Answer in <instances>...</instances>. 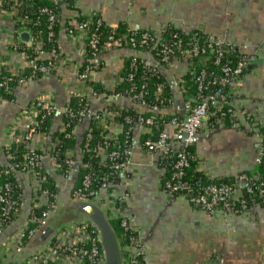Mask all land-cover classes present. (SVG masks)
I'll list each match as a JSON object with an SVG mask.
<instances>
[{"label":"crops","instance_id":"crops-1","mask_svg":"<svg viewBox=\"0 0 264 264\" xmlns=\"http://www.w3.org/2000/svg\"><path fill=\"white\" fill-rule=\"evenodd\" d=\"M74 3L73 7L57 3L61 10L60 24L64 25L73 9L78 13L100 14L114 29L125 25L151 29L158 34L169 23L185 30L199 28L252 56L244 74L231 84L237 94L230 101L231 107L235 119H238L237 124L244 126L214 124L217 126L212 128L204 122L195 143V157L197 168L209 177L232 176L241 170L256 167L257 136L250 131V124L251 120L264 124V0H74ZM3 22L0 20V51L5 48L8 32L13 28L10 19L6 18ZM242 44L247 46L244 48ZM57 46L59 50L53 71L37 79L17 83L13 100L0 102V164L6 163V134L18 108L44 90L53 92L55 110L51 118V130H55L61 122L69 98V86H79L89 93V112L75 129L78 138L89 123V113L106 102L138 107L127 95H93L91 87L80 85L76 69L89 58L76 36L60 29ZM132 53L149 62L154 60L147 49L133 50L127 45L109 47L90 59L99 64L93 72L96 82L111 89L118 78L117 73L124 57ZM25 66L22 55L13 51L6 56L4 68L0 69L16 74ZM160 69L169 82L172 101L181 102L182 91L178 79L187 70V59L174 57L168 66H161ZM164 111L173 113V108L167 107ZM248 115L251 119H248ZM166 129L170 134L174 133L173 126L168 125ZM143 131L148 130L138 124L133 125L129 165L118 177L120 189L127 194L120 211L113 196L102 195L97 202L110 216L115 217L120 212L130 219L143 244L145 263L264 264V207L254 205L249 209L248 216L232 212L210 214L186 196L166 191L161 186L163 168L156 163V150L152 147L145 149L140 144L139 135ZM35 139L47 147L51 135L39 133ZM44 165L58 188V209L63 206L67 210V204L72 200L70 190L75 183V174L64 176L47 161ZM15 176L22 186L25 202L14 222L0 233V242L25 222L34 203L29 178L21 171H17ZM46 200V196L39 195L35 204H44ZM58 209L49 216L53 215L63 225L71 222L68 211L63 217V210ZM48 240L33 248L28 246L27 241L22 250L12 251L4 260L9 264H20L34 248L46 244Z\"/></svg>","mask_w":264,"mask_h":264},{"label":"built area","instance_id":"built-area-1","mask_svg":"<svg viewBox=\"0 0 264 264\" xmlns=\"http://www.w3.org/2000/svg\"><path fill=\"white\" fill-rule=\"evenodd\" d=\"M53 1L55 3L62 2L69 7L75 4L74 0ZM26 2V0H8L7 5H4L5 0H0V20L5 22L6 18H8L13 22V28L8 32L5 48L0 51V67L4 68L6 56L9 55L10 52L16 51L18 54L22 55L26 61V65L31 68L30 76H19L17 83L31 79L36 72L43 75L53 71L55 69L56 57L58 54V51H56L55 48L44 49L41 45V35L34 34L28 26L29 19L26 14L21 12V6ZM43 12L46 13L48 20L50 21L47 25V28H49L47 37L49 38L53 34V30L51 29L52 21L56 19V14L52 8L49 7H44ZM90 21H93V27H90ZM101 25H107V23L100 14L95 12L78 13L73 9L71 16H69L64 25L59 24L58 31L63 29L69 35L76 36L82 50L85 53L91 52V57L94 59L101 51H97V29ZM131 29L134 31L137 30V28ZM21 30H27L29 32L28 40H20L19 32ZM160 33L156 34L154 32L149 34L147 32H141L139 38L130 34L129 30H126L117 37L109 34L105 49L115 45H127L131 49L137 50V44H148L153 52H155V57L153 56L154 60L152 62L143 58V64L150 66L153 69H155V67L152 66L153 64H158L159 68H161V66H168L172 59L176 57L173 52V47L176 46L179 48L180 43L177 40H172V38L164 40L162 36H160ZM15 44H17V46ZM84 44L89 46V51H87L88 48L85 49ZM231 45L234 44L224 42L223 40L210 35L209 43L206 47L203 46L199 48L197 44H194L190 45V47L181 48L179 53L181 57L188 58L186 72L194 75L195 79L201 84L205 70L202 67L197 71V65L205 63L204 60L207 58V55L199 56L198 53H204L207 50L213 52L214 61L217 63L223 52L228 50ZM11 46L14 47L12 48ZM246 46V44H242V47L245 48ZM28 48L34 53L33 58H30V55L26 53L25 50ZM134 55L137 54L132 53V57ZM252 58V56L245 54L238 59L235 65H223L222 71L224 72V75L220 78V82L232 84L235 80L239 79V74L243 67L250 63ZM81 64H79L76 69L78 81L82 86L91 87L87 83V79L93 80L94 82L97 81L95 77H93V72L98 65L94 61H89V63L81 70ZM127 76L129 79L132 74L127 73ZM7 78L10 79V77ZM178 82L182 91L181 102H173L172 96H170L166 105L163 104L162 107L148 106L146 100L143 98L142 88L144 85H142L140 89H137L135 85H131L129 87L131 93L127 96L133 101L137 100V102L134 101L138 106L135 108L139 111L136 115L131 116L127 114L122 120H119L116 117L121 113L124 105L117 104L114 107H109L108 104L111 103L110 101L89 113V123L93 118L96 126L100 129L99 132L102 137V143L93 148L94 152L99 156L100 162L104 163L109 160L108 166L110 171L117 174L115 179L107 174L98 177L96 174L85 173L78 182V169L83 152L81 147H68L61 151L63 154V163L65 164L62 169V164L57 162V154L60 152L57 147L59 141L51 137L47 147H43L36 141L35 136L37 134L43 133L44 136L50 134L38 130L35 123L38 115L43 111L50 112L55 110L53 104V92L51 90L40 92L27 104L18 108L14 118L8 126L4 144V148L7 150V152H5L6 163L0 168V176L8 175L9 172H12V174L17 171L24 173L30 180L34 203L32 202L33 204L30 207L25 222L12 230L7 239L0 242V261L5 262V256H9L12 251L22 250L30 236H32L40 224L58 209L59 205L56 200L58 190L53 191L45 185L48 176L51 178V175L47 172V167L44 165L45 161H47L53 169L60 171L64 176L75 174V183L70 190L72 199L80 198L100 201L102 195H110L114 197L115 204L119 209L118 211H120L127 194L123 189H120L121 185L118 182V177L119 174L126 171L129 165V149L133 141V125L138 124L141 128L150 130L151 125L155 123L154 119L157 113H159L158 116L161 117L163 114H170L164 111L167 107L173 108L172 114L174 115L166 119L164 127L159 132L156 140H146L144 144L149 145L156 150V163L161 167L163 166L159 161L162 162L165 159L174 157L173 161L168 162L171 164L172 175L169 179L164 181L162 188L171 193L178 192V190H185V192L178 194L186 196L189 186L187 185L186 180H182V168L188 165L189 153L186 152L183 147L197 142L200 137L201 126L204 122H207L212 114L210 105L212 104L213 106L220 108L223 105V98L222 96L215 97L214 94H210L205 98L196 99V97L189 92L187 81L184 76L179 77ZM0 87H3L4 90H8L9 86L7 80H1ZM160 88L161 86L159 85L157 89L158 93L160 92ZM68 92L69 98L73 95H79L84 96L87 100L85 109L81 111V122L83 117L89 112V93L82 90L79 86H69ZM92 94L108 96L110 94L118 95L122 93L118 91L110 93L105 91L95 92L92 90ZM2 100L8 99L0 97V102ZM68 100L62 112L61 122L56 129L64 130L68 125L63 118ZM193 100L197 101L193 103ZM144 110L151 112L149 114L141 113V111ZM227 110L229 112V122H231V124H236L233 108L228 107ZM89 123L84 129L87 130L85 136H90L91 127L89 126ZM226 123L227 119L223 113H221L216 117L214 124H221L224 126ZM168 125L173 126V134H170L166 129V126ZM76 126L73 127L71 131H67L65 135L71 133L76 135ZM81 134L79 138L76 135L78 141L81 138ZM121 134L126 136L125 147L119 146V136ZM255 135L258 137L257 133H255ZM12 143H23L26 148L22 153V158L19 160V164L13 161L14 155L10 152ZM258 147L259 145H257L255 156L256 167L258 163H260L261 154H264V146L259 149ZM157 158L160 160L157 161ZM256 167L250 170L251 172L244 171L236 174L235 178L228 182H209L204 187V191L199 193L196 197L198 205L210 214L216 212H232L248 216L250 207L245 197L246 193L256 194L262 201H264V177L262 173L258 172ZM95 178L99 179L97 183L98 185L92 187L91 182L92 179ZM15 183L20 185L18 182ZM17 184H15L16 187ZM1 185L0 233L14 222L25 202L21 185L17 197L15 198L9 193L11 191V182L9 180H5ZM39 195L46 196L47 200L44 204L36 205L35 200L37 201ZM37 208H39V211L35 210ZM10 215L12 217L14 216L13 219H9ZM116 217L120 219V225L123 228V233L120 236L118 235L123 251L121 264H146L143 254V244L139 240L137 229L131 224L130 219L125 215L120 214V212L117 213ZM126 233H128L126 237L127 239H124V234ZM104 261L105 259L95 225L88 219H79L77 221H71L55 230L46 244L34 248L28 255V258L20 264H104Z\"/></svg>","mask_w":264,"mask_h":264},{"label":"trees","instance_id":"trees-1","mask_svg":"<svg viewBox=\"0 0 264 264\" xmlns=\"http://www.w3.org/2000/svg\"><path fill=\"white\" fill-rule=\"evenodd\" d=\"M27 2L21 6V12L23 14H26L29 21L28 26L31 28L32 32L34 34L41 35V45L44 49H51L55 48L56 51H58L57 46V33L58 28L61 20V10L57 3H55L53 0H26ZM8 0H5L4 5H7ZM44 7L52 8V10L56 14V19L52 21V30L53 34L51 37H47V32L49 28H47L48 23L50 21L48 20V17L45 12H43ZM94 26L93 21H90V27ZM126 30H129L130 34H133L136 36V38H139L141 32H147L149 34L154 33L151 29H144V28H137V30H132L130 27L125 25H120L117 28H113L110 25H101L98 29V43H97V51L106 50L105 45L106 41L108 39L109 34H112L113 36L117 37L121 33L125 32ZM162 38L164 40H169L172 38V40H177L180 43V47L177 48L176 46L173 47V52L175 53L176 57H181L179 50L183 47H190V45L197 44L199 48L203 46H207L209 43L210 35L203 30L199 28H193L190 30H185L181 27L173 26L169 23H166L163 26V29L160 33ZM17 46V44H15ZM138 49H147L150 50L152 55L155 57V52H153L152 48L148 44H137L136 45ZM12 48L14 46H11ZM85 49L87 51L90 50L89 46L87 44H84ZM20 49V48H19ZM26 53L30 55V58H33L34 53L30 50V48L25 50ZM86 57L92 59L91 52L85 53ZM200 56L207 55V58L204 60L205 63L201 65H197V71L200 70V68H204L205 74L202 79V83L199 84V82L195 79V76L192 74H189L185 72L183 74L184 78L187 81V87L190 93H192L196 99L205 98L210 94H214L215 97H221L223 98V105L220 108H217L210 105V109L212 111V114L210 118L207 120V123L209 127L214 128L217 125H214L216 121V117L223 113V115L227 119V123L225 126H231L236 125L238 123V119L236 121V124H231L229 122V112L228 107H231V99H233L237 94H235L232 86L230 83H222L220 82V78L224 75V72L222 71V66L225 64L229 65H235L238 59L245 55L244 52H241L238 50V47H235L234 45L229 46L228 50L224 51L223 54L220 57L219 62L214 61V54L213 52L207 50L204 53H198ZM157 59V56H156ZM188 59V58H186ZM89 61H85L81 64V70L89 63ZM159 61V60H158ZM92 62V61H91ZM144 60L143 57L139 55H134L132 57V54H128L124 57L122 66L119 69L117 75L118 78L114 82L113 87L111 89L104 88L99 83L94 82L93 80L87 79V83L91 86L92 90L95 92L97 91H105V92H121L122 94L128 95L130 92L129 87L131 85H135L137 89H140L142 85L144 87L143 90V98L146 100V104L148 106H158L162 107L163 104L166 105L168 102V99L170 96H172L171 89L169 82L164 76L163 72L159 68L158 64H153L152 66L155 67L153 69L150 66L143 64ZM99 66V64H98ZM247 65H245L240 72L239 76H242L245 72ZM127 73H131V78L128 79ZM21 74V75H20ZM31 74V68L30 66L26 65L22 71H19L18 73L14 74L11 73L8 70L0 69V81L5 79L7 80V84L9 86L8 90H4L3 87H0V97L5 99H13L15 97L14 95V87L18 82L19 76H30ZM41 73L36 72L35 75L32 76L31 79H37L41 76ZM7 77H10L8 79ZM161 86L160 92H157L158 86ZM137 102V100H134ZM197 100H193L192 102L195 103ZM86 98L84 96L79 95H73L69 98L66 109H65V115H63V118L65 119V122L68 123L66 128L64 130L55 129L51 130V118L54 114V111L45 112L43 111L40 115L37 117L36 121V128L40 131H44L46 133H50L51 137L55 140L59 141L58 148L59 151L57 154V162L62 164V169L64 168L65 164L63 163V154L61 153L62 150L68 147H76L79 146L83 149L82 156L80 158V166L78 169V177L77 181L79 182L82 176L85 173H92L99 176H102L103 174H107L108 176L115 179L117 177L116 173H113L110 171L109 168V160L106 162H100L99 156L94 152V147L98 144L102 143V137L100 136V129L96 126L94 119L92 118L90 120L89 126L91 127L90 136H85L86 131L84 130L81 134L80 140L77 142V137L75 134L71 133L69 135H65L67 131H71L73 127H75L82 118V110L86 107ZM115 103H109V107H114ZM232 108V107H231ZM139 111L134 106H123L121 113L116 117L119 120H122L123 117L127 114L133 116L136 115ZM151 111L144 110L141 111V113L149 114ZM159 113L155 115V123H153L150 127V130L143 131L140 133V144L145 148H149V145H145L144 142L146 140H156L158 138L159 132L164 127V122L167 118L171 117L172 113L163 114L162 117L158 116ZM248 119H251L250 116H248ZM251 127L250 131L255 135V133L258 134L257 137V145H259L258 149L264 146V124H261L259 122H254L251 120ZM243 124H237V126H241ZM244 126V125H243ZM126 145V136L124 134H121L119 136V146L125 147ZM183 149L189 153L188 156V165L184 166L183 174H182V180H186L187 185L189 186V190L186 194V197L194 204H198L196 197L199 195V193L204 191V187L209 182H228L233 180L235 178L236 174L240 172H251L250 169H244L239 171L238 173L232 175V176H225V177H209L207 174L204 173L202 169L197 168L196 166V157H195V143L194 144H188L183 147ZM26 150L23 143H12L10 152L14 155L13 161L19 164V160L22 158V153ZM7 152V150L4 148V153ZM160 160L157 158V161ZM166 160V161H165ZM162 162L159 161V163L163 166V174L161 179V186L163 187L164 181L166 179H169L172 175V169L171 164L168 162H171L174 160V157H171L170 159H165ZM158 165V164H157ZM160 166V165H159ZM3 167V164H0V168ZM161 167V166H160ZM258 172L262 173L264 177V154H261L260 156V163H258L257 167ZM252 170V169H251ZM9 180L11 182V191L9 192L13 198L17 197L18 191L20 190V182L15 176V172L12 174V172H9L8 175H2L0 176V187L1 184L5 181ZM99 179L95 178L92 179L91 186L95 187L98 184ZM18 182L20 185H18ZM17 184V187L16 185ZM46 186H48L51 190L56 191L58 188L56 187V184L53 182L52 178L48 176L47 182L45 183ZM181 192H185V190H178V192H173L174 194H178ZM246 199L249 207H253L254 205H259L261 207H264V201L259 198L258 195L254 194H248L246 193ZM65 208V207H64ZM63 206H61V210L64 209ZM36 211H39V208L35 209ZM67 210H64V215ZM108 218L110 219L115 231L117 232V235H121L123 233V228L120 225V219L118 217H112L107 213ZM14 217V216H13ZM13 217L10 215L9 219H13ZM62 220H66L62 218ZM127 234H124V239H127ZM0 264H9L8 262L0 261Z\"/></svg>","mask_w":264,"mask_h":264},{"label":"water","instance_id":"water-1","mask_svg":"<svg viewBox=\"0 0 264 264\" xmlns=\"http://www.w3.org/2000/svg\"><path fill=\"white\" fill-rule=\"evenodd\" d=\"M19 38L21 41L28 40L29 32L27 30H21L19 32ZM67 211L70 221L88 219L95 225L105 259L104 264L122 263V247L117 232L103 206H101L96 200L75 198L68 202ZM52 216L46 218L32 236H30L28 239L29 247L33 248L35 245L48 240L51 238L55 230L63 226L59 219Z\"/></svg>","mask_w":264,"mask_h":264},{"label":"rangeland","instance_id":"rangeland-1","mask_svg":"<svg viewBox=\"0 0 264 264\" xmlns=\"http://www.w3.org/2000/svg\"><path fill=\"white\" fill-rule=\"evenodd\" d=\"M63 212H64V209H63ZM246 217V216H245Z\"/></svg>","mask_w":264,"mask_h":264}]
</instances>
